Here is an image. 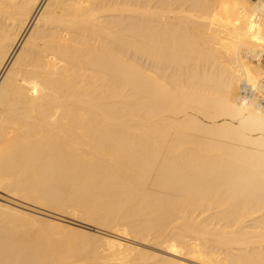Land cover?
Instances as JSON below:
<instances>
[{
    "label": "bare ground",
    "instance_id": "6f19581e",
    "mask_svg": "<svg viewBox=\"0 0 264 264\" xmlns=\"http://www.w3.org/2000/svg\"><path fill=\"white\" fill-rule=\"evenodd\" d=\"M0 264H264V0H0Z\"/></svg>",
    "mask_w": 264,
    "mask_h": 264
},
{
    "label": "rangeland",
    "instance_id": "374dc122",
    "mask_svg": "<svg viewBox=\"0 0 264 264\" xmlns=\"http://www.w3.org/2000/svg\"><path fill=\"white\" fill-rule=\"evenodd\" d=\"M0 194H1V195H4V194H2L1 192H0Z\"/></svg>",
    "mask_w": 264,
    "mask_h": 264
}]
</instances>
